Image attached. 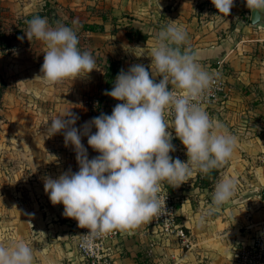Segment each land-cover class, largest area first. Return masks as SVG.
I'll return each mask as SVG.
<instances>
[{"label":"crops","instance_id":"1","mask_svg":"<svg viewBox=\"0 0 264 264\" xmlns=\"http://www.w3.org/2000/svg\"><path fill=\"white\" fill-rule=\"evenodd\" d=\"M45 3L69 13L66 26L76 31L79 49L96 61L98 70L88 77L57 85L39 77L46 46L35 38L29 41L19 22ZM78 14L81 23L102 25L103 30L75 29L71 20ZM250 17L242 0H234L227 17L211 0H0V243L23 240L33 250V264H81L76 251L80 227L44 190L45 177L56 179L69 169L75 173L79 165L63 132L49 137L47 126L70 110L78 117L74 126L82 130L93 119L87 97L94 91L100 93L99 112L111 115L121 101L104 94L106 62L113 64L114 82L121 70L135 64L148 68L151 77L148 55L156 36L174 23L186 29V46L198 53L199 63L223 79L221 99L208 113L237 143L228 162L213 170L216 176L208 185L200 187L196 173L179 187L162 185L161 191L176 202L189 249L177 236L162 233L152 219L130 232L119 231L104 248L114 264H230L231 248L249 242L264 225V164L259 161L264 158V22L252 24ZM123 26L127 28L117 29ZM161 78L153 77L155 82ZM169 131L175 147L170 155L187 162L185 147L174 129ZM81 142L89 159L99 155L88 146L87 136ZM224 178L237 181L235 194L207 214L215 186Z\"/></svg>","mask_w":264,"mask_h":264},{"label":"clouds","instance_id":"2","mask_svg":"<svg viewBox=\"0 0 264 264\" xmlns=\"http://www.w3.org/2000/svg\"><path fill=\"white\" fill-rule=\"evenodd\" d=\"M211 3L226 17L234 7V0ZM246 7L253 20L264 17V0H246ZM27 24V39L46 46L39 76L45 83L74 81L98 70L93 55L79 49L72 27L59 22L50 26L46 17L38 15ZM187 39L182 26L173 23L162 28L148 55L151 77L148 68L135 64L121 70L111 91L105 92L121 101L111 115L101 113L81 130L74 126L78 117L68 110L47 126L49 137L63 132L65 145L74 148L79 170L69 169L56 179L45 177L44 190L53 205H63L65 217L88 229L86 238L130 232L150 222L165 210L159 195L164 183L179 187L194 172L206 176L231 158L236 137L203 106L217 77L199 63L198 53L186 46ZM157 76L162 77L159 82L153 79ZM166 112L172 116L171 124L165 120ZM170 128L185 147L187 162L170 155L175 151ZM82 136H87L88 146L98 156L88 158ZM236 187L234 178L218 182L207 214L227 203ZM33 262V250L23 240L0 243V264Z\"/></svg>","mask_w":264,"mask_h":264},{"label":"built area","instance_id":"3","mask_svg":"<svg viewBox=\"0 0 264 264\" xmlns=\"http://www.w3.org/2000/svg\"><path fill=\"white\" fill-rule=\"evenodd\" d=\"M214 75L217 77L216 82L203 103L207 112L221 99L225 88L223 79L216 73ZM165 116L169 122L172 121V116L169 113L166 112ZM259 161L264 164V158H259ZM159 195L162 200H165V210L152 218L154 225L166 235L177 236L180 245L189 249L191 247L190 240L177 222L176 202L173 196L166 191H161ZM87 233L88 229L80 228V234L76 241V251L81 264H114L110 254L106 252L104 244L107 241H114L118 237L119 231L95 238H86L84 235ZM147 255L149 256V254ZM230 264H264V225H259V229L249 242H239L231 248Z\"/></svg>","mask_w":264,"mask_h":264},{"label":"trees","instance_id":"4","mask_svg":"<svg viewBox=\"0 0 264 264\" xmlns=\"http://www.w3.org/2000/svg\"><path fill=\"white\" fill-rule=\"evenodd\" d=\"M40 16V17H46L48 19L49 24H52L53 21H57L59 19V16L56 14V11L52 8V6L48 3H45L44 6L42 7V9L37 12L34 15H30V16H26L24 17V21L19 22V25H21L24 28H28V24L27 21H29L30 19H32L34 16ZM247 19V18H246ZM248 20H246L247 22ZM64 25H67L66 22H62ZM75 24V29L79 30V31H88V32H97V31H102L103 27L102 25H98V24H85V23H74ZM120 28H127L126 26L123 27H117V29ZM115 27L113 28L114 30H117ZM20 30H17L16 33H18ZM1 38H3V36L1 35ZM107 63V67L104 68V73H103V81H104V86L103 88L106 91H111L113 85H114V70L112 69L113 64L111 62H106ZM2 91L3 89L0 88V99H1V95H2ZM104 92V94H105ZM99 111V110H97ZM101 113L97 112L96 114H93V118L99 116ZM200 187L202 186H206L208 185L207 182H202L199 183Z\"/></svg>","mask_w":264,"mask_h":264},{"label":"rangeland","instance_id":"5","mask_svg":"<svg viewBox=\"0 0 264 264\" xmlns=\"http://www.w3.org/2000/svg\"><path fill=\"white\" fill-rule=\"evenodd\" d=\"M242 2H246V0H242ZM52 8L56 11V14L59 16V19L57 21H53L52 23H57V22L60 23V22H63V21L65 22V20H68L69 16H67V15L69 13L67 11L65 12L64 10L58 9V8H56L54 6H52ZM72 18L73 19L71 21L73 22V24L74 23L83 22V21L80 20L79 14L76 17H72ZM103 86H104V81H103L102 87ZM98 98L100 99V93H96L95 91L91 92L89 94V96L87 97V101H88L87 103L89 104L88 106H89V109H90L91 116H93V114H96L97 112H99V111H97V110H99V107H100L99 104H98V100H99ZM103 100H105V99H103ZM171 156L174 157V155H171ZM183 160L187 161V155H185L183 157ZM194 173H196V175H195V177H196L195 178V180H196L195 182L196 183H202L204 181V182H207V184H209L210 179L213 180L214 177L216 176V172L213 171V170L208 175L203 176V177H200L201 173H199V172H194Z\"/></svg>","mask_w":264,"mask_h":264},{"label":"water","instance_id":"6","mask_svg":"<svg viewBox=\"0 0 264 264\" xmlns=\"http://www.w3.org/2000/svg\"><path fill=\"white\" fill-rule=\"evenodd\" d=\"M252 18H254L253 17V13H251V17H250V21H251L252 24H256V23H259V22H264V17H262L261 21L253 20ZM260 198L262 200H264V190L260 193Z\"/></svg>","mask_w":264,"mask_h":264}]
</instances>
